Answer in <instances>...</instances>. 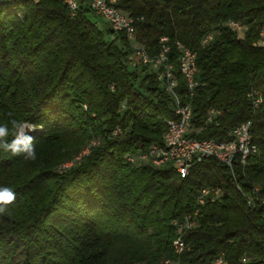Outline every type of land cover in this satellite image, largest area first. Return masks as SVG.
I'll return each instance as SVG.
<instances>
[{
  "label": "trees",
  "instance_id": "16d2710c",
  "mask_svg": "<svg viewBox=\"0 0 264 264\" xmlns=\"http://www.w3.org/2000/svg\"><path fill=\"white\" fill-rule=\"evenodd\" d=\"M88 2L71 15L62 0H0V125L9 142L12 119L38 128L29 134L34 161L0 149V185L16 193L0 215V264H212L219 255L224 264H264V205L248 206L235 187L257 185L264 194V49L256 45L264 0L116 3L136 19L134 42L151 58L168 47L175 91L191 106L189 136L221 140L251 120L257 152L235 180L214 158L185 177L170 163L125 160L162 143L166 120L176 118L173 97L153 69L129 58L124 33L108 27L107 39ZM230 20L245 25L243 37ZM182 47L196 54L191 94L178 68ZM116 127L123 133L112 136ZM87 145L86 155L59 169ZM214 185L224 194L199 205L200 189ZM196 210L176 253L174 221Z\"/></svg>",
  "mask_w": 264,
  "mask_h": 264
},
{
  "label": "built area",
  "instance_id": "2783aa9c",
  "mask_svg": "<svg viewBox=\"0 0 264 264\" xmlns=\"http://www.w3.org/2000/svg\"><path fill=\"white\" fill-rule=\"evenodd\" d=\"M62 1L69 9L71 15L76 13L81 2V0ZM117 1L118 0H89L87 5L93 14L105 18L108 27L111 28L114 33H124L126 35L130 41V45L135 48L134 54L129 56L131 60H133V57H136L141 64L149 66L156 72L157 79L162 81L165 90L173 97V110L176 115V118L166 120V130L163 134L161 144L152 143L143 150L139 149L134 152L126 153L124 156L125 160L133 165L150 164L155 167L170 163L180 177H185L189 173L191 166L195 163L201 162L206 158H214L226 167L235 180L237 167H244L248 157L257 152V147L252 142L251 120L242 121L229 128L226 133V138L221 140L214 138L199 139L189 136L191 106L188 103H183L175 91L178 80L174 74V65L167 56L168 47L162 46L160 53L151 58L142 46L139 44L135 45L133 43V37L135 35L136 19L119 8L116 5ZM227 26L234 31L238 37H243L246 29L244 24L239 21L230 20L227 22ZM209 39H211V34H208L203 42L206 43ZM164 40L165 38H161V41ZM256 45L264 49V28L259 33ZM195 59V52L182 47L178 59V68L185 81L188 94L192 93L196 85L194 80V75L197 70ZM249 96L251 97V94H249ZM250 99H252L254 106H257L261 101V97L259 96ZM215 113L216 110L211 109L207 120H211V117L215 115ZM122 133V129L116 127L112 131V136H117ZM97 143L98 141L94 140L91 144ZM89 149L90 145L85 146L75 159L62 164L59 169L62 171L71 167L75 162L79 161L83 155H86ZM235 187L245 198L248 206L254 207L256 205H264V194L260 191L259 186L252 185L249 190H245L238 181H235ZM223 194L224 191L222 187L218 185L202 187L197 198V203L202 205L207 198L211 201L217 200ZM196 213L197 210L186 215L183 220L174 221L177 236L173 241V246L176 253L184 251L185 245L181 236L186 229L194 225L195 221L193 217ZM242 260L245 261V259ZM160 264L174 263H171L169 259H165L161 261ZM212 264H224L223 257L219 255L212 261Z\"/></svg>",
  "mask_w": 264,
  "mask_h": 264
},
{
  "label": "clouds",
  "instance_id": "9594fccd",
  "mask_svg": "<svg viewBox=\"0 0 264 264\" xmlns=\"http://www.w3.org/2000/svg\"><path fill=\"white\" fill-rule=\"evenodd\" d=\"M11 116L12 114L9 113ZM13 128V139L9 142V128L7 125H0V149L10 151L13 156L23 155L25 160L34 161L37 158L36 148L33 144V137L28 133L38 130L37 126L26 121L11 120ZM42 129V125L40 126ZM16 200V193L12 187L0 185V215L6 213V206Z\"/></svg>",
  "mask_w": 264,
  "mask_h": 264
},
{
  "label": "rangeland",
  "instance_id": "374dc122",
  "mask_svg": "<svg viewBox=\"0 0 264 264\" xmlns=\"http://www.w3.org/2000/svg\"><path fill=\"white\" fill-rule=\"evenodd\" d=\"M32 1H34V0H32ZM88 16H89V18L91 19V21L92 22H94L95 24H96V26L100 29V30H102L103 32H104V34H105V36L107 37V39L108 40H111V39H113V35H108L107 34V29H108V23H107V21L105 20V18H103V17H101V16H97V15H95V14H93L92 12H90L89 14H88ZM135 45H138L137 43H135V42H133ZM134 50H135V48L133 47V46H131L130 45V53H129V56L130 55H133L134 54ZM133 60L135 61L136 60V57H133ZM137 61V60H136ZM38 129V128H37ZM36 131V130H35ZM35 131H32V132H35ZM32 132H30V133H32ZM30 133H28V135L30 134ZM84 148H82V150H83ZM81 150V151H82ZM79 155V154H78ZM165 260V259H164ZM170 260V259H169ZM161 261H163V260H161ZM161 261L158 263V264H160L161 263ZM171 261V263H174L175 264V262L174 261H172V260H170Z\"/></svg>",
  "mask_w": 264,
  "mask_h": 264
}]
</instances>
